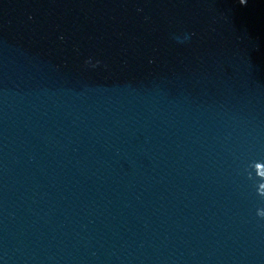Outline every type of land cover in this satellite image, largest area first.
<instances>
[{
	"label": "water",
	"instance_id": "water-1",
	"mask_svg": "<svg viewBox=\"0 0 264 264\" xmlns=\"http://www.w3.org/2000/svg\"><path fill=\"white\" fill-rule=\"evenodd\" d=\"M0 264H129L30 179L0 160Z\"/></svg>",
	"mask_w": 264,
	"mask_h": 264
},
{
	"label": "clouds",
	"instance_id": "clouds-1",
	"mask_svg": "<svg viewBox=\"0 0 264 264\" xmlns=\"http://www.w3.org/2000/svg\"><path fill=\"white\" fill-rule=\"evenodd\" d=\"M240 3L241 4H246L247 3V0H240ZM97 63H99V61H97ZM94 66L95 65H93V67ZM259 195H260V193H259ZM260 196H262V195H260ZM257 215L260 216V217H264V210H258Z\"/></svg>",
	"mask_w": 264,
	"mask_h": 264
}]
</instances>
